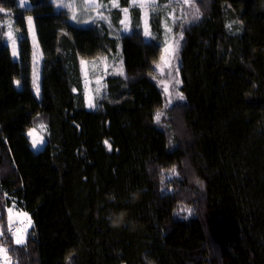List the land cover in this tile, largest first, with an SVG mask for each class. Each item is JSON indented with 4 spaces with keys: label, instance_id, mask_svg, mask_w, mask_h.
I'll return each instance as SVG.
<instances>
[{
    "label": "trees",
    "instance_id": "1",
    "mask_svg": "<svg viewBox=\"0 0 264 264\" xmlns=\"http://www.w3.org/2000/svg\"><path fill=\"white\" fill-rule=\"evenodd\" d=\"M28 3L0 0L19 47L14 58L0 27V242L13 264H264V0H195L174 23L183 100L170 107L160 17L146 39L131 8L132 31L117 38L110 0L112 25L87 27L54 0ZM119 51L124 73L87 108L81 61ZM39 119L48 134L35 152ZM12 209L32 223L23 244Z\"/></svg>",
    "mask_w": 264,
    "mask_h": 264
},
{
    "label": "rangeland",
    "instance_id": "2",
    "mask_svg": "<svg viewBox=\"0 0 264 264\" xmlns=\"http://www.w3.org/2000/svg\"><path fill=\"white\" fill-rule=\"evenodd\" d=\"M128 0L130 7H122L121 0H110L111 6L117 8L122 13L118 26L112 25L108 15L102 11L100 0H54L58 9L63 8L69 13V20L72 24L79 27H87L96 22H105L112 25V33L119 38L132 31L133 18L131 8L140 10L141 29L146 39L151 38V19L160 17L163 27V51L161 60L156 65V71L159 74V81L164 93L166 94V107L172 106L176 102L183 100L180 91V63L178 59L179 37L173 29L174 23L178 19L188 16L191 12L192 4L185 3L184 0ZM21 6H28V0H19ZM178 17V18H177ZM14 19L7 18L0 22V27L6 29L7 43L11 47L14 58L19 57L18 38L14 33ZM29 36L33 45V82L34 94L40 96L41 93V59L42 53L38 44L36 31L32 19L28 21ZM83 90L86 97L87 108L92 109L97 105L100 99L107 91L106 79L109 74H123V61L120 58V51L113 57H101L93 60L81 61ZM182 96V98H181ZM163 113H161L162 116ZM160 116V118H161ZM48 128L46 124L39 119L28 133L29 144L35 152L44 148ZM190 215V213H187ZM10 226L14 240H23L25 242L32 223L29 215L12 209L9 216ZM2 231L0 230V236ZM18 244V243H17ZM0 248L5 247L0 242ZM0 264H13V259L5 252H0Z\"/></svg>",
    "mask_w": 264,
    "mask_h": 264
},
{
    "label": "snow or ice",
    "instance_id": "3",
    "mask_svg": "<svg viewBox=\"0 0 264 264\" xmlns=\"http://www.w3.org/2000/svg\"><path fill=\"white\" fill-rule=\"evenodd\" d=\"M184 2L185 3H189V4H192L193 3V0H184ZM194 6V5H193ZM0 11H2V9H0ZM196 14L198 15L199 14V10L197 9L196 10ZM181 98H182V96H181ZM160 116H161V113H157L156 114V120L157 121H159L160 120ZM105 143H107V142H105ZM110 147V146H109ZM174 171V170H173ZM189 212L191 211V210H188ZM16 243H18V244H23L24 243V241L23 240H16ZM0 252H5L6 253V249H2V248H0Z\"/></svg>",
    "mask_w": 264,
    "mask_h": 264
}]
</instances>
